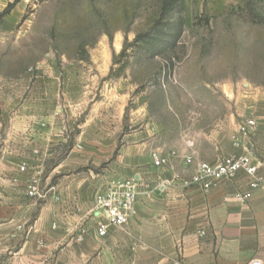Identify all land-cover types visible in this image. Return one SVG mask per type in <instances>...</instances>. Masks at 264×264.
Returning a JSON list of instances; mask_svg holds the SVG:
<instances>
[{
    "label": "rangeland",
    "instance_id": "obj_1",
    "mask_svg": "<svg viewBox=\"0 0 264 264\" xmlns=\"http://www.w3.org/2000/svg\"><path fill=\"white\" fill-rule=\"evenodd\" d=\"M14 1L0 0L1 125L40 98L76 132L97 103L120 111L123 145L147 134L155 151H176L169 170L186 179L232 134L246 94L264 93V24L246 0H183L170 14L166 0H18L4 14Z\"/></svg>",
    "mask_w": 264,
    "mask_h": 264
},
{
    "label": "crops",
    "instance_id": "obj_2",
    "mask_svg": "<svg viewBox=\"0 0 264 264\" xmlns=\"http://www.w3.org/2000/svg\"><path fill=\"white\" fill-rule=\"evenodd\" d=\"M53 107L32 98L11 125L0 124V264H249L254 258L264 264V93L248 92L241 105L240 122H257L247 140L261 177L253 189L242 173L207 190L184 187L179 172L169 170L179 158L154 165L147 134L122 144L120 111L104 115L95 103L71 132L72 118L66 117L67 130ZM230 136L203 161L232 153ZM131 177L137 194L129 221L99 236L104 218L92 210L96 193ZM32 179L44 197L27 195ZM246 191L249 198L239 200Z\"/></svg>",
    "mask_w": 264,
    "mask_h": 264
},
{
    "label": "built area",
    "instance_id": "obj_3",
    "mask_svg": "<svg viewBox=\"0 0 264 264\" xmlns=\"http://www.w3.org/2000/svg\"><path fill=\"white\" fill-rule=\"evenodd\" d=\"M257 125L254 117H247L237 125L236 130L231 134V144L234 148L232 153L223 155L215 162L209 163L199 161L194 167V171L187 179H182L184 187L192 184L200 185L204 190L209 189L215 183L223 180L234 179L239 173L248 178V187L256 188L261 183V177L257 173L258 163L253 160V147L247 141ZM244 140V141H243ZM176 151L162 155L153 151L151 158L154 165L160 166L169 162V157H176ZM186 162H191V157H185ZM26 164L20 166V171H24ZM137 183L133 177L119 180H112L106 188L96 193L92 210L103 215V220L97 222V234L101 237L107 235L109 227H123L130 219L136 202ZM27 195L42 198L45 192L39 188L38 181L32 179L27 186ZM250 196V191L237 194L241 201H245ZM204 232L201 231V235ZM249 264H262L261 260L254 258Z\"/></svg>",
    "mask_w": 264,
    "mask_h": 264
},
{
    "label": "trees",
    "instance_id": "obj_4",
    "mask_svg": "<svg viewBox=\"0 0 264 264\" xmlns=\"http://www.w3.org/2000/svg\"><path fill=\"white\" fill-rule=\"evenodd\" d=\"M18 0H15L12 3H9L5 10L3 11L4 14H7L10 9L13 7V5L17 2ZM253 0H246L245 4H246V8L249 10V14H250V19L255 22V23H262L264 24V8L262 9H257L253 6ZM184 7V3L183 0H166L163 8L165 13L170 14L171 12H181L183 10ZM183 24V19L181 18L176 24H173L174 26L172 27V29H176V32L172 33L170 37L173 38V40L175 41L176 38L179 36L180 32H181V26ZM167 41V39H166ZM154 44V42L152 41H147L146 42V46L152 45ZM168 44L172 45L173 41H169L168 40Z\"/></svg>",
    "mask_w": 264,
    "mask_h": 264
}]
</instances>
